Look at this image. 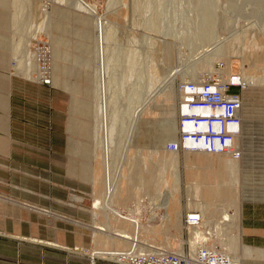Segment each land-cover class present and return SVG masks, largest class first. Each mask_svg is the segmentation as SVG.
Returning a JSON list of instances; mask_svg holds the SVG:
<instances>
[{
	"label": "rangeland",
	"instance_id": "1",
	"mask_svg": "<svg viewBox=\"0 0 264 264\" xmlns=\"http://www.w3.org/2000/svg\"><path fill=\"white\" fill-rule=\"evenodd\" d=\"M46 52L51 85L67 94L68 175L92 197L83 204L96 236L110 243L113 205L154 229L132 238L143 246L190 253L200 239L242 264H264L242 256L236 234L240 170L235 183L217 157L224 153L185 148L183 121L194 114L181 108L187 88L218 79L220 63L247 70L256 82L241 94L243 144L249 169H264V0H0V69L17 74L16 57L34 83ZM190 211L201 214L200 227L187 226ZM236 240L237 256L227 248Z\"/></svg>",
	"mask_w": 264,
	"mask_h": 264
},
{
	"label": "crops",
	"instance_id": "2",
	"mask_svg": "<svg viewBox=\"0 0 264 264\" xmlns=\"http://www.w3.org/2000/svg\"><path fill=\"white\" fill-rule=\"evenodd\" d=\"M16 61L11 63L17 74L0 69V264H115L92 257L112 244L94 234L92 206L83 204L90 195L81 179L68 175L71 148L60 107L66 91L30 82V73L21 74ZM246 130L245 120L244 155L235 161L242 255L245 247L264 253V169L248 167ZM246 258L264 262V257Z\"/></svg>",
	"mask_w": 264,
	"mask_h": 264
},
{
	"label": "built area",
	"instance_id": "3",
	"mask_svg": "<svg viewBox=\"0 0 264 264\" xmlns=\"http://www.w3.org/2000/svg\"><path fill=\"white\" fill-rule=\"evenodd\" d=\"M39 61V72L35 82L51 85V56L43 53ZM41 63V64H40ZM223 66V67H222ZM219 75L216 80L205 83L197 88H187L191 90L182 106H187V113L194 114L190 119L195 124L203 121L206 125L204 130L192 128L185 130L187 137L199 140L204 138L205 144L187 145L185 148L208 153L225 152L233 157L240 158L242 149L237 145V138L240 134L241 118L239 109L241 108V89L245 86L242 78H239L237 71L227 68V62L218 66ZM227 69V71H224ZM196 92V93H193ZM201 106L197 113L192 111L193 106ZM197 117L196 119H192ZM234 126L229 130L228 125ZM184 126V125H183ZM183 130V131H184ZM186 145V144H185ZM197 220L191 215L187 216V223ZM129 245L123 249L116 250L112 254L110 261L115 264H242L233 261L215 248L200 247L194 255L186 253L183 249L178 251H167L156 246L139 244L135 239H130ZM156 247V248H155Z\"/></svg>",
	"mask_w": 264,
	"mask_h": 264
},
{
	"label": "bare ground",
	"instance_id": "4",
	"mask_svg": "<svg viewBox=\"0 0 264 264\" xmlns=\"http://www.w3.org/2000/svg\"><path fill=\"white\" fill-rule=\"evenodd\" d=\"M211 29V28H210ZM209 31V30H208ZM99 32V31H98ZM100 43V42H99ZM108 47V46H107ZM210 48V47H209ZM208 48V49H209ZM207 49V50H208ZM212 49V48H211ZM225 49V46H223L222 44H220L215 50H211V52L209 53V54H206V58L205 59H207V61L209 60V59H211L212 57H214L215 55H217V54H219V53H221L223 50ZM107 50V49H106ZM129 51V50H128ZM102 53H104V52H102ZM114 56V55H113ZM101 57V56H100ZM114 58V57H113ZM119 58H121V56H119L118 57V59ZM123 58V57H122ZM135 58V57H134ZM125 61V60H124ZM130 61L132 62L133 61V57L131 56L130 57ZM104 62V61H103ZM119 62V61H118ZM110 63V62H109ZM133 65H135V64H133ZM133 65H130L131 66V71H132V67H134ZM240 68V67H239ZM224 71H227V69H224ZM237 73L239 74V78H242L243 79V81H244V83H245V86L243 87V89H241V94L243 93V91L246 89V83L247 84H255V82H256V80H254V78L252 77L253 75H249L248 74V71L247 70H245V69H243V68H241V69H237ZM51 80H52V76H51ZM35 81H36V79H35ZM109 82V81H108ZM51 83H52V81H51ZM109 84V83H108ZM114 86V85H113ZM136 88V87H135ZM109 89V88H108ZM128 89V88H127ZM106 87H105V93H106ZM109 92V91H108ZM108 92H107V94H108ZM105 96H106V94H105ZM110 96V95H109ZM132 96V95H131ZM112 98H110L109 99V104H111V107H112V105H113V103H114V101H116L115 100V96H111ZM243 105H244V100H243V97H241V108L239 109V116H240V118H241V127H240V134H239V137L237 138V145L239 146V147H241L240 146V138H241V135H242V131H243V124H244V121H245V119H244V116H243V113H242V110H243ZM109 106V105H108ZM107 107V106H106ZM115 107V106H114ZM181 108H182V111H187V106H181ZM200 108H202L201 106H193V109H192V111H194L195 113H197L198 111H199V109ZM112 109H114L113 107H112ZM115 111V110H114ZM113 111V112H114ZM172 114H173V112H172ZM107 115V114H106ZM107 117V116H106ZM173 119V118H172ZM171 121H173V120H171ZM173 123V122H172ZM228 125V124H227ZM198 128V129H200V130H204L205 129V127H206V125L204 124V122L203 121H198L197 122V124H195L194 122H192V120H186L185 122H184V129L185 130H191L192 128ZM229 130H233V128H234V126H230V125H228V127H227ZM112 133V132H111ZM107 136V135H106ZM107 139V138H106ZM109 140V139H108ZM109 143V142H108ZM108 143H107V145H108ZM186 145H193V144H195V145H200V146H203L204 144H205V142H204V138H200L199 140H197V139H193L192 137H187V139H186ZM242 149V148H241ZM199 153H203V154H209V155H212V153H208V152H194V153H192V154H199ZM218 153H224L223 155H220V154H218ZM216 154H218L217 155V157L218 158H222V163L224 164V166H225V168H226V170L228 171V172H231V174L232 175H235L234 176V181H235V183H236V181H237V179H236V175H237V164H236V162L235 161H237L238 163H239V161H240V159H241V157L240 158H235V157H233L232 155H230V154H228V153H225V152H217V153H215V156H216ZM227 155H229V157L227 156ZM242 155H244V153H243V150H242ZM224 158V159H223ZM231 158V159H230ZM98 172V171H97ZM107 173V171L105 172V174ZM102 180V179H101ZM108 181V180H107ZM109 183V182H108ZM107 184V183H106ZM233 185H235V184H233ZM108 185H106V187H107ZM107 189V188H106ZM111 188H110V186H109V191H107V194H110L111 193ZM165 196V195H164ZM105 197V196H104ZM107 197V196H106ZM109 197V196H108ZM106 200V199H105ZM98 205V204H97ZM109 210H110V212H111V214L113 215V216H116V217H114V221H116L118 224H119V226H116V230H111V232H110V235L111 236H109V237H111V244H112V246H110L109 248H106V249H104V251H102V252H96V253H93L92 254V257H95L96 255L98 256V255H100L101 257H104V258H106V259H108V260H110V259H112L113 257H112V254H108V253H114L116 250H120V249H123V248H125V247H127L128 245H129V243H131V242H129V239H132L135 235H141L143 232H147V231H151V230H153L154 231V229L153 228H146V227H142V224H141V221H140V219L139 218H137V216H133V214H131L130 213V215H132L131 217H129V216H127V215H124V213L123 212H121V211H119L118 209H116L115 207H113V205H109ZM190 212H193V213H187L186 215L188 216V215H191L192 217H194V218H196L197 220H194V222H189V223H187V226H189V228H197V227H200L201 225H202V222H203V219H202V217L200 216L201 214L200 213H198V212H196V211H190ZM232 214H230V213H226L225 215H224V219L225 220H227L228 222H230V220H232ZM139 222H138V221ZM114 225V224H113ZM125 226L127 227V228H125ZM199 232V231H198ZM101 233V232H100ZM196 235V234H195ZM197 235H199V234H197ZM210 235V234H209ZM200 238V237H199ZM198 238V239H199ZM110 239V238H109ZM113 239H121L120 241H119V245L118 244H114V241H113ZM197 239V238H196ZM202 240V239H201ZM167 242V241H166ZM236 242V244H228L227 245V248H228V250L231 252V253H233V254H235L236 256H237V252H238V250L240 249V247H239V242L237 243V240L235 241ZM150 245H152V246H159V247H157V248H160V249H162V246L164 247V246H166L164 243L162 244H158V243H149ZM168 244V243H167ZM120 245H122L121 246V248H120ZM190 253L189 254H191V255H194L195 253H196V251L200 248V247H203V248H215V247H212V246H209V245H206L205 243H202V242H200V239L197 241H195V242H191L190 243ZM156 248V247H155ZM216 250H218L219 252H222V253H224L225 255H227L229 258H231V259H233V261H235V263L236 262H238V259H237V257H231L229 254H227V253H225V252H223L222 250L220 251L219 249H217V248H215ZM99 251H101V250H99ZM242 256H244V257H264V253H259V252H256V250H254V249H250V248H244V255H242Z\"/></svg>",
	"mask_w": 264,
	"mask_h": 264
}]
</instances>
